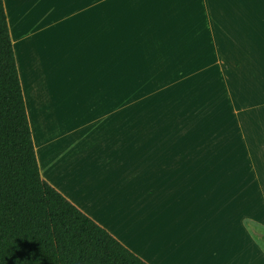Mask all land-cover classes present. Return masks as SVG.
<instances>
[{
  "label": "rangeland",
  "instance_id": "obj_1",
  "mask_svg": "<svg viewBox=\"0 0 264 264\" xmlns=\"http://www.w3.org/2000/svg\"><path fill=\"white\" fill-rule=\"evenodd\" d=\"M4 3L36 140L42 143L45 131L59 135L73 123L84 124L63 140V145L72 143L67 151L73 157L82 156L84 142L91 137L108 140L110 122L103 119L97 128L91 122L101 114L94 113L96 109L112 104L100 97L110 84L118 91L116 104L147 106L149 121L176 126L179 137L193 143L194 152L209 153L210 160H196L195 167L189 163L196 170L192 183L201 184L197 175L206 169L213 185L244 186L245 232L235 264H264V106L258 107L264 97L255 95L250 82L242 79L248 73L241 74L236 51L220 48V37L229 34L215 30V43L209 40L205 50L181 49L157 42L158 34L141 27L142 12H159L162 23L164 15L187 4L184 0H98V7L96 0ZM191 4L192 10L205 11L201 0ZM170 33L164 32L178 37ZM205 35L208 38L209 30ZM99 139L94 141L99 145L95 152L114 156L109 143ZM210 169L221 173L211 176ZM226 255L222 264L228 261Z\"/></svg>",
  "mask_w": 264,
  "mask_h": 264
},
{
  "label": "crops",
  "instance_id": "obj_2",
  "mask_svg": "<svg viewBox=\"0 0 264 264\" xmlns=\"http://www.w3.org/2000/svg\"><path fill=\"white\" fill-rule=\"evenodd\" d=\"M184 1L187 4L164 15L167 20L162 23L159 12H142L141 27L158 34L157 42H171V47L181 49H208L209 40L215 43L212 32H227L229 35L219 39L220 48L236 51L243 65L241 74L248 73L242 79L250 82L255 95L264 97V0H201L205 10L201 13L192 10L195 4L192 7L191 0ZM164 32L178 33V37L172 39ZM117 92L110 84L100 91V97L112 104L96 109L94 113L101 114L91 122L92 128L103 119L110 122L106 141L114 156L102 155L104 150L95 152L99 145L94 141L99 137L84 142L82 156H71L67 148L72 143L63 145V140L82 130L84 124L73 123L59 135L45 131L42 143L33 132L41 176L148 264H222L226 254V264H235L245 232L244 186L213 185L206 169L197 175L202 183H192L196 170L189 163L210 160L209 153L194 152L193 143L181 139L176 126L149 121L147 106L116 104ZM29 113L31 122V110ZM106 141L105 137L100 140ZM183 162L187 165L181 174ZM210 171L211 176L221 173ZM149 233L154 236L149 238Z\"/></svg>",
  "mask_w": 264,
  "mask_h": 264
},
{
  "label": "trees",
  "instance_id": "obj_3",
  "mask_svg": "<svg viewBox=\"0 0 264 264\" xmlns=\"http://www.w3.org/2000/svg\"><path fill=\"white\" fill-rule=\"evenodd\" d=\"M0 264H148L41 176L3 0Z\"/></svg>",
  "mask_w": 264,
  "mask_h": 264
}]
</instances>
